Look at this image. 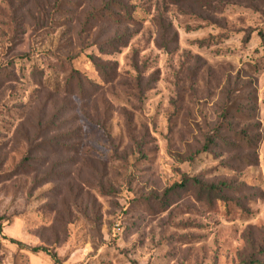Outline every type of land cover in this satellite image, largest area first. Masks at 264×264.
Returning <instances> with one entry per match:
<instances>
[{"label": "rangeland", "instance_id": "374dc122", "mask_svg": "<svg viewBox=\"0 0 264 264\" xmlns=\"http://www.w3.org/2000/svg\"><path fill=\"white\" fill-rule=\"evenodd\" d=\"M0 219L62 264H264V0H0Z\"/></svg>", "mask_w": 264, "mask_h": 264}, {"label": "trees", "instance_id": "16d2710c", "mask_svg": "<svg viewBox=\"0 0 264 264\" xmlns=\"http://www.w3.org/2000/svg\"><path fill=\"white\" fill-rule=\"evenodd\" d=\"M112 10H113V8H112ZM130 19H133V18L131 17ZM104 77H105V75H104ZM93 84H95V83L93 82ZM206 150H207V148H206ZM189 185H194L195 187H197L200 194H201V192H203L204 194L208 193L209 198L212 197L211 195H217L219 192H221L223 189L225 190L226 187L229 186L226 182H222L220 184H206V183L202 182V180H200L198 177H187L184 180H182L181 182L174 184L169 191L173 193L177 189L185 188L186 186H189ZM218 203L220 204L221 202H220V199L217 198V204ZM3 226H4L3 221L0 219V233H2L3 242H9L11 244H16V245L20 246L21 249H29L33 253L44 252L45 254H47L51 258V260L53 261L54 264H62V261L58 258V256L54 252L48 250L47 248H45V247H29V246H26L25 244H23L22 242L14 239V238L6 236L5 234H3Z\"/></svg>", "mask_w": 264, "mask_h": 264}]
</instances>
